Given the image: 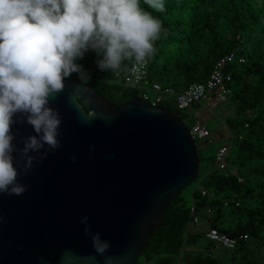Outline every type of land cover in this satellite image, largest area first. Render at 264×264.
Segmentation results:
<instances>
[{"label":"water","instance_id":"water-1","mask_svg":"<svg viewBox=\"0 0 264 264\" xmlns=\"http://www.w3.org/2000/svg\"><path fill=\"white\" fill-rule=\"evenodd\" d=\"M64 83L49 100L61 119L60 147L30 152L27 173L24 138L38 134L26 114L13 116L14 165L26 191L0 193V264H132L170 200L196 177L197 140L164 106L137 97L116 104L81 80ZM84 216L92 234L110 241L105 254L85 234Z\"/></svg>","mask_w":264,"mask_h":264},{"label":"trees","instance_id":"trees-1","mask_svg":"<svg viewBox=\"0 0 264 264\" xmlns=\"http://www.w3.org/2000/svg\"><path fill=\"white\" fill-rule=\"evenodd\" d=\"M164 2L165 10L157 12L141 0V7L162 21L156 53L148 60L150 81L182 91L204 81L223 56L234 54L226 64L232 73L229 103L235 108V117L224 120L231 132L229 167L219 169L215 155L204 157L200 149L196 177L170 200L160 226L132 264H264V0ZM100 58L89 49L76 61L88 78L79 79V73L67 78L83 81L112 103L141 98L143 89L126 82L132 62L125 61L126 68L114 76L99 69ZM167 100L161 106L186 117L174 96ZM201 219L207 221L204 228H199ZM211 228L236 238L237 244L227 248L220 243L223 251L214 252L216 241L207 237ZM252 238L256 249L250 247Z\"/></svg>","mask_w":264,"mask_h":264},{"label":"clouds","instance_id":"clouds-1","mask_svg":"<svg viewBox=\"0 0 264 264\" xmlns=\"http://www.w3.org/2000/svg\"><path fill=\"white\" fill-rule=\"evenodd\" d=\"M143 2L157 12L166 7L164 0ZM161 35L162 21L144 10L141 0H0V193L21 196L26 191L17 182L13 159L15 114H26V122L38 134L24 138L20 160L26 158L27 173L36 160L30 152H41L45 145L60 147L61 119L49 100L63 91L64 79L72 73L88 78L76 61L95 50L102 57L97 60L99 69L119 76L125 61L145 65L155 55ZM88 220L81 218L84 232L91 234L96 253L103 255L110 241L92 234ZM113 259L107 257L106 264H113Z\"/></svg>","mask_w":264,"mask_h":264},{"label":"built area","instance_id":"built-area-1","mask_svg":"<svg viewBox=\"0 0 264 264\" xmlns=\"http://www.w3.org/2000/svg\"><path fill=\"white\" fill-rule=\"evenodd\" d=\"M233 59V53L223 56L217 61L213 70L204 81L192 83L182 91H177L171 86H164L158 81H150L148 78L149 61L143 66H136L132 63L131 69L126 76V82L127 84L139 85L143 89L141 98L148 101L153 106L161 105L165 99H168V102L171 100V96H174L178 110L184 111L194 104H205V107L213 108L229 100L231 94L229 83L232 80V73L226 71V64ZM225 127L228 128L226 125ZM190 130L196 140L208 139L212 135L207 126L200 122L193 125ZM229 152V144L224 143L218 148L215 156V163L219 169L227 170L229 167L227 159ZM233 171L238 174L236 169ZM239 180L242 181V178L239 177ZM192 210L193 214H195V207L192 206ZM197 219L198 218L195 216L193 221L194 224L198 222ZM207 237L221 243L227 248L234 247L238 241L236 238L221 232L217 228H211L207 232ZM244 238H247V235H244Z\"/></svg>","mask_w":264,"mask_h":264},{"label":"rangeland","instance_id":"rangeland-1","mask_svg":"<svg viewBox=\"0 0 264 264\" xmlns=\"http://www.w3.org/2000/svg\"><path fill=\"white\" fill-rule=\"evenodd\" d=\"M229 102L230 100H228V102H222L213 108L205 107V104H194V105H191L186 110H184L186 117L183 119L186 121L187 126L190 129L197 122H200L201 124L206 125L209 131L212 133V135L208 139H203V140L197 139V144L199 146V149H201L204 157H210L211 155L216 156L218 148L222 146L224 143L230 145L229 139L226 140L225 142L224 140H214L213 139V133L218 128L223 127L227 129L225 127L224 120L227 118L235 117V108ZM195 185H197V183L194 182L192 186H195ZM198 186H200V184H198ZM200 224L201 225L199 226V228H202V227L204 228L207 226V221L205 219H201ZM194 228H197V227L194 226ZM215 243L217 246L213 251L214 252L223 251L222 245L218 242H215ZM249 243H250V247L254 249H256L259 245L258 242L253 238L249 241ZM261 261L264 262V256H261Z\"/></svg>","mask_w":264,"mask_h":264},{"label":"crops","instance_id":"crops-1","mask_svg":"<svg viewBox=\"0 0 264 264\" xmlns=\"http://www.w3.org/2000/svg\"><path fill=\"white\" fill-rule=\"evenodd\" d=\"M231 136V132L230 130L227 128H223V127H220L218 128L214 133H213V139L214 140H224V142L226 140L229 139V137ZM223 142V143H224Z\"/></svg>","mask_w":264,"mask_h":264}]
</instances>
